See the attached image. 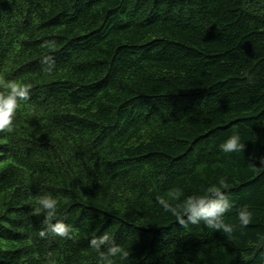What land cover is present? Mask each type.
<instances>
[{
  "label": "trees",
  "instance_id": "16d2710c",
  "mask_svg": "<svg viewBox=\"0 0 264 264\" xmlns=\"http://www.w3.org/2000/svg\"><path fill=\"white\" fill-rule=\"evenodd\" d=\"M11 84L29 97L0 132V264H102L104 233L130 253L113 264H264V0H0ZM223 177L229 238L160 203ZM45 195L73 239L39 235Z\"/></svg>",
  "mask_w": 264,
  "mask_h": 264
},
{
  "label": "clouds",
  "instance_id": "9594fccd",
  "mask_svg": "<svg viewBox=\"0 0 264 264\" xmlns=\"http://www.w3.org/2000/svg\"><path fill=\"white\" fill-rule=\"evenodd\" d=\"M48 46L54 47V42L48 44ZM49 71H51V66ZM28 97L29 86L18 84H11L10 92L6 95H0V132L12 130L13 119L19 103L27 100ZM244 147L245 143L242 142L238 133L232 134L220 145V149L224 153L240 152L244 150ZM228 188L227 178L223 177L218 180V185L208 188L205 195H190L182 203L176 205L163 200L160 203L164 210L170 212L184 228L189 225H199L203 222L208 229L221 231L229 238L236 226L226 223L224 219L233 207L230 195L225 191ZM39 205L40 207L36 211L43 210L45 213L44 229L40 231L39 235L44 237L48 232H51L62 238L73 239L72 225L61 220L53 223L57 214V200L52 196L45 195L39 199ZM252 219L253 211L248 206L239 209L238 226L240 228H246L252 222ZM90 247L98 253L102 264H113V258L116 257L127 260L130 255L129 251L117 245L108 233L92 238Z\"/></svg>",
  "mask_w": 264,
  "mask_h": 264
}]
</instances>
